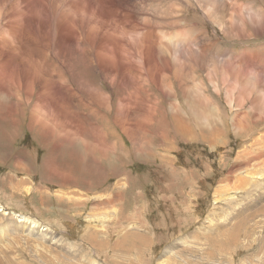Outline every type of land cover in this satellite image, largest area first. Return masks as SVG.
<instances>
[{
  "label": "rangeland",
  "instance_id": "rangeland-1",
  "mask_svg": "<svg viewBox=\"0 0 264 264\" xmlns=\"http://www.w3.org/2000/svg\"><path fill=\"white\" fill-rule=\"evenodd\" d=\"M59 1L63 2V0ZM118 1L121 3L120 0H111L112 3L114 2L113 4H119ZM136 1L133 0V4L131 0L126 2L133 6L134 4L138 5L134 8L137 9V17L141 23L145 19L142 17H146L148 20L153 15L154 17L162 15V10H164H161L162 6L168 8L170 3L177 4L179 2L177 0H169L170 2L166 0L167 3L165 0H158V2L155 0L156 3L154 0ZM142 1L144 3H140ZM52 2L54 0H41L42 4ZM223 2L224 5L221 6L218 17L216 15V20H214L211 17V10L200 12L195 4H188V0H182L183 8H186L184 6L189 7L185 10L186 18L201 24L200 29L203 30L204 39L213 40L211 42H214L217 55L219 54L217 63L219 62L220 67L217 68L219 73L216 71L217 77L214 80V85L207 77L206 70L201 71L204 84L206 88L208 87L206 95L212 102H218L221 106L219 113L223 122L219 126L220 133L217 137L219 143L217 145L201 142L199 133L198 139H192L193 134L186 135L188 138L179 136L172 128L169 130L171 139V141L169 139V148L162 150L156 140V138L160 139L162 134L151 130L152 134L145 137L146 139L144 138L142 145L148 144L154 134L152 137L153 147L152 145L147 146V148L152 147L154 152L147 154V150H144L140 154L139 149L132 147L129 135L127 136V133L120 128V122L114 121L112 114L118 108L121 109L120 102L117 100L120 101L119 96L122 95L118 90H114L113 108L109 112V119L99 115L96 119L90 117L92 121L89 124L81 123L80 128H89H82L84 135L90 139L88 143L98 139L97 136L92 138L94 132L91 128L95 123L102 126V129L99 127L101 132L97 130L101 137L103 136L102 138L111 144L112 149L117 147V150H110L107 156H102L103 154L99 155L97 152L100 148L94 146L95 153L99 155V158L102 156L98 162H93L90 157L87 158L86 155L77 151L82 147L79 144L74 149L81 156L86 157L87 161L85 160L83 163L69 162V155L75 152L72 148L70 151L68 148L57 151L59 159L57 155L55 160L54 158L53 160L49 159L48 156L51 154L48 152L50 150L48 140L47 142L37 140V132L30 127L32 105H27L22 114L17 116L19 124H16L15 121L12 124L6 123L0 116V202L17 214H30L39 218L57 233L65 235L69 242L83 253L82 255L72 254L69 257L60 248L58 251L61 254H58L54 251H47V248L41 244H36L33 249L41 252L39 258L34 259L30 256L25 258L29 252L34 251L30 250L31 247L25 246L24 250H17L23 260L20 263L91 264V259L94 258L98 261L104 260L106 264H158L166 247L176 245L173 249L174 252L172 251L174 255L171 254L168 260L170 264H230V261L231 264H264V210L261 207L264 205V26L260 25L261 27L257 28L258 26L254 25V29L249 21H245L248 23L245 25L238 17L245 15V18L248 19L247 14L242 11H247L249 6L253 10H258L261 5L264 6V0H220V4ZM145 3L148 4V11L144 10ZM165 3L168 5L166 6ZM5 5H0V11ZM138 8L143 11L141 12ZM149 11L151 13H148ZM35 13L30 16V20L36 19V15L46 18V13L41 10L35 8ZM141 13H144V16H140ZM154 17L152 25L149 20L146 21L147 24H141L144 31L156 24ZM1 20L0 24L7 21L5 18L2 22ZM46 20L51 22L47 18ZM158 20L159 17H157ZM217 20L220 23H217ZM77 23V17H74L72 22L74 29L77 28ZM46 26L47 28L54 27L56 34L61 31L59 25L52 26L46 23ZM126 27L129 28L128 25ZM157 27L163 32L173 31V25L170 23L167 26L158 25ZM81 38L79 44H82L85 39L83 36ZM122 42L125 44V38ZM92 46L93 44H91ZM53 50L54 45L46 46V52L53 54ZM90 50L87 51L90 52ZM91 75V83L95 87L103 88L102 90L107 92L112 90V81L107 80L96 66H93ZM255 79L260 85L262 84L260 86L263 89L262 93L259 94L258 88L255 87L248 94L247 90L251 89L249 83L251 84ZM228 81L229 83H227ZM231 91L232 93H230ZM255 96H258L256 102H254ZM79 105L83 106L80 103ZM159 109L169 110L167 118L160 119L161 126L165 128L164 122H169L172 109L168 104H160ZM158 112L160 113L159 110ZM217 118L219 119V117ZM144 120L143 118L133 119L138 126L140 123L144 124ZM219 121L221 120L219 119ZM235 121L238 127H235ZM154 124L151 129L154 128ZM224 125L227 126V129ZM247 128L250 132L245 134ZM165 130L167 129L165 128ZM114 131L118 134L117 137L112 135ZM6 134L8 136H5ZM258 149L259 155L254 159L255 156L252 155H255ZM245 154L249 155L248 160L243 158ZM16 158L26 164V169L20 166L19 172V169L15 170ZM47 162L54 163L61 170L64 168L67 170L66 173H70L74 178L68 179L69 184L62 185L61 182L67 174L56 170L52 172V164L46 165ZM56 172L60 174V177L56 176ZM118 173L121 174V184L118 183L115 176ZM28 178L29 183H34L35 186L30 191H26L24 182H22ZM85 179H93V183L97 182L98 186L96 184L93 187V183L89 186ZM59 181L60 183H58ZM122 185H124L123 200L119 203L118 201L113 202L115 208L118 209L124 205V210L110 220L109 228L99 233V238L104 239L105 243H102L101 246L103 251L97 253L87 235L89 227L86 220L90 219L88 214L94 202L93 197L100 192L113 193ZM217 189L220 190V193H216ZM68 191H72L71 193L76 195H87L91 199L84 201L61 199L65 197L61 192ZM218 195L220 198L216 201L215 196ZM83 199L78 198V200ZM100 209L97 210L96 215L100 214ZM114 219H117L119 225L115 223ZM95 221L100 220L96 218ZM111 223L115 226H111ZM205 225L212 229L202 231L206 228ZM130 232L133 234H129ZM228 232H234L237 236L228 240L226 235ZM189 234L193 235L187 240L189 243L181 241ZM214 242L222 243V245H217ZM115 244H119L121 247L115 248ZM71 247L68 244L66 248ZM198 248L200 250H196ZM190 249L193 251L189 252ZM212 254L215 255V260L210 261L209 258L212 257ZM188 257H191V260H187ZM169 263L167 262V264Z\"/></svg>",
  "mask_w": 264,
  "mask_h": 264
},
{
  "label": "bare ground",
  "instance_id": "bare-ground-1",
  "mask_svg": "<svg viewBox=\"0 0 264 264\" xmlns=\"http://www.w3.org/2000/svg\"><path fill=\"white\" fill-rule=\"evenodd\" d=\"M120 1L121 3L118 1L119 4H113L114 2L112 3L111 0H63V2L54 0L50 4H42L41 0H0V5H5L6 3L0 11V19L4 20L5 18L7 20L5 23L0 24V116H2V120L10 124L14 121L16 124H19L17 116L22 114L27 105H32L30 127L37 132V140L40 139L46 142L48 140L47 143L50 148L48 152L51 154V156H48L49 159L53 160L54 158L55 160L56 155L59 159V152L57 151L66 148L69 151L72 148L74 151L76 145L79 144L82 147H80L81 150L77 149V151L86 155L87 158L90 157L93 162H98L102 156H107L110 150H117V147L112 149L111 144H108L102 138L103 136L101 137L97 132V130L99 131V127L102 129V126L95 123L93 128H91L92 132H94L92 138L97 136L98 139L88 143L90 139L84 135L83 129L85 127H82L83 129L80 128L81 123L85 122V124H89L92 121L90 117L96 119L99 115L109 119V112L113 108L114 90H118L122 95L121 97L119 96L120 101L117 100V102H120L121 109L118 108L112 114L114 121L120 122V128L127 133V136L129 135L130 139H128L132 140V147L139 149L141 151L140 154L144 150H147V154L154 152L152 149V137L154 134L148 144L142 145L144 138L152 134L151 130L162 134L160 139L156 138L162 150L169 148L171 141L169 130L172 128L179 136L184 137L193 134L192 139H198V135L200 134L201 142L217 145L219 143L217 141L218 134L220 133L219 126L223 122L219 113L221 106L218 102H212L206 95L208 87L206 88L204 84L202 74L203 70H206L205 72L208 73L207 77H209L210 82L212 85L215 84L216 71L220 67V64L219 62L217 63L219 54L217 55L214 42H211L213 40H205L203 30L200 29L201 24L186 18L185 10L189 7L184 6L186 8H183L182 0H177L179 1L178 3L176 2L177 4L170 3V7L167 6L168 4L166 5L169 0H165V5L168 8H163L164 6L161 5L163 3L159 2L162 6L161 10L164 9L162 10V15L157 14L159 15L157 16L159 17L158 21L157 17L153 15L156 18V24L146 31L141 28V24L146 23L152 16L149 17V15L148 20L146 17H142L145 19L141 23L137 17V9L135 10L134 8L135 4L134 6L131 5L126 2L128 0ZM131 1L133 4V0ZM156 1L158 2V0ZM154 3H156L155 0ZM189 3L195 4L198 7L197 10L200 12L211 10V17L214 20H216V15L218 17L221 6L224 5V2L220 4V0H188ZM147 5L146 3L144 5V10L146 9V11L149 10H147ZM160 5L157 7L158 9ZM35 8L45 12L46 18L51 22H47L46 18L42 15H36V19L30 20V16L35 13ZM236 9L238 10V8ZM148 13L151 12L149 11ZM242 13L248 16V19L245 18V15L238 16L245 25L247 23L245 21H249L254 29V25H257V28L260 25L264 26L263 5L258 10H253L249 6V9L245 12L242 11ZM143 14L141 13L140 16ZM238 14L241 13L239 12ZM74 17H77L78 20L76 29L73 28L72 24ZM153 17L149 20L151 21V23L149 22L151 25L153 24ZM46 23L52 26L59 25V29L61 30L59 34L55 33L54 27L47 28ZM169 23L173 25V31L163 32L157 27L158 25L167 26ZM217 23L220 22L217 20ZM82 36L85 37L84 42L79 44V39H82ZM124 38L125 44L122 42ZM215 40L217 41V39ZM48 44L54 45L53 54L46 52ZM91 44H93L92 47ZM88 49H91L90 52L87 51ZM207 63L209 64L207 65ZM93 66H96L98 71L104 74L107 80L110 79L112 81V90H108L107 92L106 90H102L103 88H97L91 83V70ZM249 86L251 89L247 90L249 91L248 94L255 87L258 88L259 94L260 92L262 93L263 89L260 88L262 84L260 85L256 79L251 84L249 83ZM215 88L217 89V87ZM235 99L238 100L237 98ZM256 101H258V96L254 102ZM79 103L83 106H80ZM160 104H168L172 109L170 123L164 122L167 130L163 128L164 126H161L160 119L164 118L163 120H165L169 114V110H160ZM136 118L145 119L144 124L140 123V126L135 124L133 119ZM153 124L154 128L151 129ZM236 124L237 122L235 121V127L237 126ZM108 126L110 127V125ZM241 128L243 129V127ZM225 129H227V126H225ZM244 131L246 130L244 129ZM249 132L250 130L247 128L245 134ZM112 135L118 136L115 131L112 132ZM5 136L8 135L6 134ZM150 145L152 147L147 148ZM94 146L100 148L97 151L99 155L103 154L100 158L95 153ZM77 151L75 150L73 154L69 155V162L83 163L86 160V157L81 156ZM258 153L259 149L256 150L255 155H251L255 156V159L259 155ZM243 158L248 160L249 155L245 154ZM20 160L16 158V166H14L16 167L15 170L19 169L18 172L21 167L26 169V164ZM46 165H51L52 172L56 170L61 173L65 172L68 175L65 176L63 181L61 180L62 185H66L69 182L68 179L73 177L70 173H66L67 170L64 168L61 170L52 162H47ZM59 175L58 173L56 176ZM115 176L118 183L121 184V174L118 173ZM92 180L85 179V182L90 186L93 183ZM22 182H24L26 191L35 188L34 183H29V178L28 180H22ZM17 184L19 183L17 182ZM96 184L97 182L93 183V187ZM123 188L124 185L120 186L113 193L100 192L93 197L94 202L88 214L90 219L86 221L89 227L87 235L97 253L103 251L101 246L103 245L102 243H105L104 239L99 238V233L109 228L110 220L124 210V205L118 209L117 207L115 208L113 202L118 201L119 203L123 200ZM219 189H217L216 193H220ZM71 192H61L62 196H65L61 199L68 198L75 201L91 199L87 195H76ZM78 198L84 199L78 200ZM215 198L218 201L220 197L218 195ZM102 205L104 206L102 207ZM261 207L264 210V205H261ZM99 209L100 214L96 215ZM96 218L100 221H95ZM114 220L119 225L117 219ZM204 227L206 228L202 231L212 229V227L207 225ZM129 234L133 233L130 232ZM226 235L228 240L237 236L234 232H228ZM192 236V234H189L183 240H180L187 242ZM36 244H41L47 248V251H54L58 254H61L58 251L60 248L69 257L72 254H83L79 248L74 247L75 245L69 242L65 235L57 233L56 230L52 229L39 218L30 214H17L0 202V264H23L20 263L23 260L17 250H24L25 246L31 247L30 250H34L33 252H29L25 258L27 256L34 259L39 258L41 252L33 249ZM68 244L70 247L71 245L73 246L66 248ZM217 245L221 246L222 243ZM118 246L119 244L115 248ZM175 246L166 247L163 256L159 258L158 264L169 263L168 260L171 254H173ZM200 248L203 249V247ZM200 248L196 250H200ZM190 251L193 250L190 249ZM215 252L213 253L215 254ZM192 254L194 255V253ZM214 254L209 258L210 261L215 260ZM190 258L188 257L187 260H191ZM170 260L172 261V258ZM222 262L224 263V261ZM91 264H106V262L92 258Z\"/></svg>",
  "mask_w": 264,
  "mask_h": 264
}]
</instances>
